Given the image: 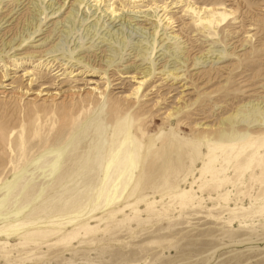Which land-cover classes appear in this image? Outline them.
Listing matches in <instances>:
<instances>
[{"label":"rangeland","instance_id":"374dc122","mask_svg":"<svg viewBox=\"0 0 264 264\" xmlns=\"http://www.w3.org/2000/svg\"><path fill=\"white\" fill-rule=\"evenodd\" d=\"M76 1L0 0V222L97 207L103 180L111 193L123 177L108 159L126 114L140 144L135 205L104 203L74 241L57 237L75 226L1 236L0 264H264V122L239 116L214 136L244 104L264 107V0H192L237 11L215 38L178 0L128 13L111 0L114 21Z\"/></svg>","mask_w":264,"mask_h":264},{"label":"bare ground","instance_id":"6f19581e","mask_svg":"<svg viewBox=\"0 0 264 264\" xmlns=\"http://www.w3.org/2000/svg\"><path fill=\"white\" fill-rule=\"evenodd\" d=\"M90 1H92L90 2L91 4H95L93 7H97L99 10L100 7L104 4L103 6V8H105L104 14L111 16L113 18V21L114 19H118L122 17L120 12L118 13V10L114 7V3H111V0H90ZM148 1H150L152 4H156L158 0H120L119 3L121 9L123 10L128 7L127 10L128 13L129 10H132L131 12H134L136 9L141 8ZM75 4L77 7L81 8L84 7L86 3L85 0H79L76 1ZM178 4H185L186 12L192 15V19L194 20V23H199L200 26H202L204 29H207L210 38H215L218 36V32H217L218 28L228 26L230 21L236 20L235 14L237 13V11L231 9L229 6L225 4L219 6L200 7L196 5L192 0H178V3L176 2V5ZM88 7H90V5H88ZM59 12L60 10L55 11L52 16L58 14ZM139 13L142 14V11H140ZM158 21L160 22L161 20L159 19ZM167 22L168 24L173 23V18L168 17ZM169 39L177 40L178 36L177 35L170 36ZM73 71L70 72V75H73ZM151 75L152 73H147L144 79L143 80L141 79L142 81H139L138 87L136 88L137 92L142 91L144 85L148 80V77H150ZM100 96L103 97L102 93H100ZM102 107L103 105H101L100 108ZM236 111H237L236 114L233 115L235 119L234 120L230 119L228 124L229 127L231 128L230 129L222 128L219 132L215 131L214 136L218 138H223L228 136L229 132H235V130L237 129L236 126L239 123H241L240 121L242 120V119L241 120L238 119L239 116H241L244 119V121H247L249 119L253 120V123L255 125L256 124L259 125L262 124V122H264V107L260 108V105L256 106L253 103L246 105L244 104L242 107H239ZM132 123L133 120L131 116L129 114H126L123 117L119 118L113 126L114 137L117 138L116 139L117 144H116V148L111 150V157L108 159V164L109 167L115 166L117 173H119L123 177L116 180L114 184L115 185L114 190L111 193H107L110 183L109 177H106L105 180H103L102 187L100 188L99 192H97L94 196V199H97L99 197L100 203L99 205H97V207H95L92 210H89L86 214L81 213L80 216L78 217H72L70 219L63 221H58L57 218L50 219L47 221H39V220L26 221L25 219H7L5 221L0 222V237L6 236L8 239H11L12 237L16 236L25 240L36 236L42 238L57 237L58 234L63 229L69 228L70 226H75L76 227L75 232L77 233L69 234L68 236H63V237H57L59 238L57 243L65 242L67 241V239L74 241L77 235L79 234L78 232L84 231L85 234H87L93 229L92 227L93 221L90 220L91 218H87V219H83V218L85 216L90 215L91 213H95L98 209H100L99 207L103 208L104 203L108 202L110 206H114L111 207V209L116 214H121L125 210L132 208L135 204L130 203L127 200L132 196L134 192V187L130 185V180L132 177V172L135 170L138 162L139 148H140V144L137 142L133 133L131 132ZM224 125L225 123L222 124V127H224ZM213 130H214L213 127L205 128V131L208 132ZM117 156H121V159L118 160ZM186 196H187V192H184L178 195L177 199L179 201H182ZM123 203L125 204L124 208H120L119 204H123ZM150 208L149 211L154 210ZM139 220L140 219H137L138 222ZM84 221H86V223H83ZM42 228H45L46 231L41 230Z\"/></svg>","mask_w":264,"mask_h":264}]
</instances>
